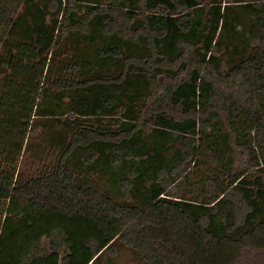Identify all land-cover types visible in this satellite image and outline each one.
<instances>
[{
	"label": "trees",
	"instance_id": "obj_1",
	"mask_svg": "<svg viewBox=\"0 0 264 264\" xmlns=\"http://www.w3.org/2000/svg\"><path fill=\"white\" fill-rule=\"evenodd\" d=\"M263 3L0 0V264H97L122 244L137 264H264V160L227 110L264 157ZM212 111L228 167L196 143ZM45 128L51 155L23 171ZM194 159L218 173L186 185Z\"/></svg>",
	"mask_w": 264,
	"mask_h": 264
},
{
	"label": "rangeland",
	"instance_id": "obj_2",
	"mask_svg": "<svg viewBox=\"0 0 264 264\" xmlns=\"http://www.w3.org/2000/svg\"><path fill=\"white\" fill-rule=\"evenodd\" d=\"M209 90L210 86L208 83L203 82V84L200 85L198 97L199 105H203L204 98ZM232 106L233 103H229L227 106L228 116L232 124L238 128L239 134L236 138L244 142V156L248 153L247 147H252V160H264V157L258 156V154L256 155L255 153V151H258V147L252 143L250 136L252 129L247 123H243L241 116L237 117L236 114H234ZM215 117L217 118L216 121L213 119ZM202 121L204 126L200 127L201 129L198 130L196 135L197 146L201 151L207 147H213L219 162L228 167L232 159V149L227 141V132L222 125L221 118L215 113V111H212L207 113V115L203 117ZM46 129L47 128L39 132L37 129H34L33 132L29 133L27 140L24 141L27 148L22 152L21 163L19 164L23 171L33 170L37 166L38 157L45 156V152H49L47 156L51 155L53 151L52 146L49 145L48 138H45L43 135L45 132L44 130ZM233 145L236 146L238 152L242 148V146L236 145L234 142ZM237 160H239V158ZM239 162H241V159ZM189 166L190 168L182 175L183 182L188 186L195 183H203L206 177L218 173V169L210 165L208 161H204L200 164L198 163V159H194ZM189 198L202 202L208 201L209 196L196 192L190 195ZM7 201V198H0V227L6 213ZM42 243L45 245L46 240L42 239ZM109 260L111 264H137L136 254L132 251V249L123 244L120 246L119 252L115 256L108 258V254H104L102 259L97 264H108Z\"/></svg>",
	"mask_w": 264,
	"mask_h": 264
}]
</instances>
